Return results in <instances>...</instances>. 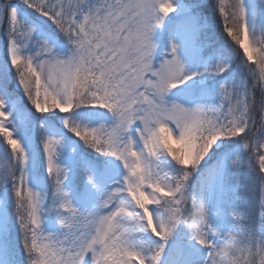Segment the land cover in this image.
<instances>
[{"label": "snow or ice", "instance_id": "1", "mask_svg": "<svg viewBox=\"0 0 264 264\" xmlns=\"http://www.w3.org/2000/svg\"><path fill=\"white\" fill-rule=\"evenodd\" d=\"M20 3L55 29L0 0V52L39 123L46 174L30 186L25 124L0 94V187L24 264H264V0H188L191 46L173 38L158 63L152 33L174 0ZM176 89L186 102L168 99ZM57 121L96 155L61 163ZM45 215L58 231H42Z\"/></svg>", "mask_w": 264, "mask_h": 264}, {"label": "rangeland", "instance_id": "2", "mask_svg": "<svg viewBox=\"0 0 264 264\" xmlns=\"http://www.w3.org/2000/svg\"><path fill=\"white\" fill-rule=\"evenodd\" d=\"M17 7L18 11L20 13V16L27 17L30 20H34V23L38 24V21H40L45 27L51 28L52 25L44 20L43 18L38 17L35 13L31 12V10L26 9L24 5L20 3V0H16L13 2ZM174 3L177 6V11L175 13H172L169 17H166L164 20V23L161 25V27L155 29L152 33V40L157 45L156 49L153 53V58L156 63H158L162 58L166 57L168 53V47H169V41L173 38L177 39L178 41H184L185 48H190V42L186 39V32H187V26L182 22L181 17L183 15V9L181 8L182 3L180 0H174ZM39 25V24H38ZM45 33L51 35L48 31H45L42 29ZM68 46H59L57 48V51L60 53H64L67 51ZM229 55L228 50H225L223 53V56H217L216 58H226ZM0 60H1V52H0ZM189 71H195L198 70V67L196 64L189 63L187 65ZM228 73L222 74V76H226ZM222 77H217L216 79H221ZM198 79V78H197ZM189 85L192 84V81L188 82ZM182 88L186 86H181ZM0 94H5L3 90H0ZM7 96V102L10 109L13 110L14 116L17 117V119H20L25 124L26 133L21 135L22 140L25 142L26 148L28 149L29 153V161H28V179L30 186L34 188H42L41 185H38L35 182V176L37 174V171L40 174H43L46 176V174L43 173V154L42 151L39 148L38 142H35V134L39 129V123L37 122L36 117H28L24 113H22L17 108V99L10 97L9 95L5 94ZM169 100H175L177 102H186L187 97L179 90H173V92L168 97ZM31 112L33 114V111L31 109ZM104 110L98 109L95 114L101 115L103 114ZM50 115V114H47ZM47 118V117H46ZM46 118L43 119L40 118V122H43L46 124ZM31 123V127L28 128L27 125ZM49 131L52 134L61 135L64 138V147L62 149V156H61V163L71 166L72 163L77 160L81 154V152H86L88 155H90L91 150H85L83 148L82 143L75 140L72 135L63 129L62 124H60L58 121L55 123V125H51L49 128ZM68 134V135H67ZM215 147V146H214ZM74 152V154H72ZM96 155V154H93ZM38 156H41V163L40 167H37V161L36 159ZM113 179H116L115 175L112 177ZM78 183L76 178L73 176V174L70 173L69 179L66 182V190L69 192L70 197L73 200L74 204H77L79 206V197H78V190L76 189L75 185ZM9 198V190L6 186L0 187V237L2 235H7L8 231V220L10 217V213L7 209V200ZM42 231L45 233H55L58 231V225L55 222V218L51 215H45L42 220ZM0 264H9L5 260L4 256V247L1 245L0 241Z\"/></svg>", "mask_w": 264, "mask_h": 264}, {"label": "trees", "instance_id": "3", "mask_svg": "<svg viewBox=\"0 0 264 264\" xmlns=\"http://www.w3.org/2000/svg\"><path fill=\"white\" fill-rule=\"evenodd\" d=\"M15 1L16 0H13V2ZM181 2L184 4L188 2V0H181ZM50 31L52 32V34L55 33L54 26L50 28ZM211 38L215 41L214 47L219 53L218 56H223V53L225 52V50H228V48L224 43L223 39L218 34V32L215 31V29H213L211 32ZM58 42L60 43V45L63 46L66 45V42H64V38L62 36L59 37ZM0 78L6 79L8 84L10 85L9 90L6 92L14 97H18V98L20 97L19 98L21 100L20 106L24 110L31 113V106L27 104V101L23 97L22 91L18 88V86L15 85L14 74L10 72L9 67L4 62V58L2 59V64L0 65ZM90 112L93 114L94 109L90 110ZM38 133H39V129H38ZM37 140L39 141V135ZM0 152H3L2 146H0ZM40 162H41V156H38L37 167H40ZM6 187L9 189V193L11 196L10 185H6ZM9 213H10V209H9ZM8 231H9L8 236L6 237L2 236L0 239L5 248L4 250L5 259L9 264H24V253L22 249V244L20 243L18 226H16L14 221V216L11 213H10V220L8 223Z\"/></svg>", "mask_w": 264, "mask_h": 264}]
</instances>
